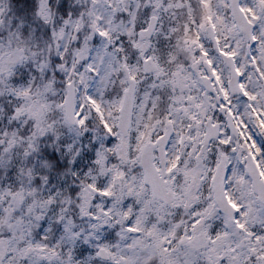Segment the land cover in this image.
<instances>
[{"label": "snow or ice", "instance_id": "1", "mask_svg": "<svg viewBox=\"0 0 264 264\" xmlns=\"http://www.w3.org/2000/svg\"><path fill=\"white\" fill-rule=\"evenodd\" d=\"M0 264H264V0H0Z\"/></svg>", "mask_w": 264, "mask_h": 264}]
</instances>
